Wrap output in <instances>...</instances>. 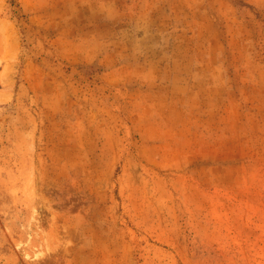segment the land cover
<instances>
[{
  "label": "rangeland",
  "instance_id": "374dc122",
  "mask_svg": "<svg viewBox=\"0 0 264 264\" xmlns=\"http://www.w3.org/2000/svg\"><path fill=\"white\" fill-rule=\"evenodd\" d=\"M0 264H264V0H0Z\"/></svg>",
  "mask_w": 264,
  "mask_h": 264
}]
</instances>
